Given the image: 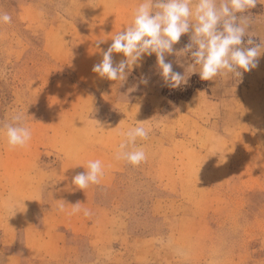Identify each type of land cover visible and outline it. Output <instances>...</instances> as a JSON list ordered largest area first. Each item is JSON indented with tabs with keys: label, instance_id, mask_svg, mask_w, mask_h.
Returning <instances> with one entry per match:
<instances>
[{
	"label": "rangeland",
	"instance_id": "obj_1",
	"mask_svg": "<svg viewBox=\"0 0 264 264\" xmlns=\"http://www.w3.org/2000/svg\"><path fill=\"white\" fill-rule=\"evenodd\" d=\"M98 1L38 0L40 19L27 25L20 15L24 1L0 0V14L11 16L10 23L0 24V125L12 123L21 114L20 123L32 134L40 132L41 143L48 145L49 120L63 118L69 102L74 101V107L97 129V123H113L119 117V110L105 101L126 103L121 96L145 101L148 90L154 89L165 99L159 100L164 101L162 109L153 113L148 104L144 107L148 136L158 132L157 120L178 114L182 119L168 123L163 132L166 149L160 157L167 164L160 169L163 180L156 179V170L148 173L144 161L137 166L126 162L110 190L87 189L99 206L93 225L117 227L109 244L98 249L88 239L65 231L66 248L55 256L41 257L37 264H264V53L257 67L242 72L240 78L202 81L193 74L178 89L164 85L155 55H145L138 73L131 72L118 89L103 95L82 80L73 66L55 64L47 54L57 45L80 53L81 42L70 34L90 33ZM247 14L253 18L251 39L256 44L264 42V0H258ZM58 19L62 24L55 29ZM190 36H182L174 49L189 43ZM87 48L95 52L96 41L89 40ZM166 60L183 73L176 57ZM142 75L148 78L147 85L140 84ZM98 81L104 85L102 78ZM137 84L138 90L129 93ZM194 97L196 101H188ZM62 125L56 123L60 131ZM148 136L137 140V146ZM60 161L56 149H48L42 154L41 169L49 171ZM57 181L46 183L48 200L34 208L37 225L44 209L64 208L69 197L81 192L72 183ZM33 263L22 256L20 264Z\"/></svg>",
	"mask_w": 264,
	"mask_h": 264
},
{
	"label": "crops",
	"instance_id": "obj_2",
	"mask_svg": "<svg viewBox=\"0 0 264 264\" xmlns=\"http://www.w3.org/2000/svg\"><path fill=\"white\" fill-rule=\"evenodd\" d=\"M22 1L25 5L20 15H24V22L30 25L34 19L33 22L36 23L35 20L40 19L42 6L37 4L38 0ZM138 3L139 0H99L92 10L90 33L70 34L71 38L74 36L81 42L80 53H74V50L68 49L67 45L62 49L57 45L54 51L47 53L48 57L55 64L64 63L73 66V71L82 80L90 87L102 90L103 95L118 89L120 84L105 78H102L104 85H100L98 80L101 78L92 71V68L102 61L103 51H106L104 47H110L108 43H112V36L128 26ZM61 24L62 22L58 19L53 27L57 29ZM73 29L76 30V26ZM70 37L66 32V38L70 40ZM93 38L98 48L95 52H90L87 48L88 41H94ZM101 40L103 42H100ZM123 59L122 54L113 53L114 64H118ZM139 71L140 68L137 66L132 72ZM158 91L157 89L148 90L145 101L136 99L128 101V105L117 101H105L106 105H113L119 110V117L113 123H97L95 125L98 126L97 129H93L94 125H91L90 118L83 117L86 116L84 112H79L77 106L74 107V101L69 102L67 114L63 118L49 120V146L41 143L40 132L36 134L34 132L26 147L11 149L6 137L0 132V219L5 218L0 220L1 264H20L23 255L34 261L33 264H37L43 256L57 255L66 248L65 231L79 239H88L89 244L98 249L109 244L117 227L116 225H93V221L98 216L95 213H99V206L94 205L93 193L87 189L108 188L114 184V177L125 171L126 161L117 159L119 145L124 140L123 133L137 126L136 122L145 124L142 113L146 104L150 106L152 113L162 109L164 101L159 100L165 99V96ZM195 99L197 100L194 97L188 101H196ZM149 116L151 115L148 114V118ZM181 119L182 115L178 114L172 119L157 120L154 124L159 125L158 132L149 134L148 141H144L139 146L143 147L146 153L145 169L148 173L156 170L157 180H163L160 169L167 166L160 157L166 149L162 146L163 132L170 127L168 123H175ZM150 121L152 123L154 120L151 118ZM57 122L63 123V130L60 131L57 128ZM53 148L56 149L61 161L49 171H44L40 163L42 154ZM90 160L101 161L103 176L100 182L89 185L86 189L80 190V193L76 192L73 197L68 196L69 199L67 197L64 208L44 209L41 214V223L37 225L34 221V208L44 206L48 200L45 192L47 182L57 179V183H72L77 174L87 170V163ZM77 203L81 204L80 211L73 212L71 206Z\"/></svg>",
	"mask_w": 264,
	"mask_h": 264
},
{
	"label": "clouds",
	"instance_id": "obj_3",
	"mask_svg": "<svg viewBox=\"0 0 264 264\" xmlns=\"http://www.w3.org/2000/svg\"><path fill=\"white\" fill-rule=\"evenodd\" d=\"M257 3L258 0H139L130 23L112 36L110 47L103 51L102 61L94 65L92 71L119 85L139 66L142 57L154 54L164 85L172 89L186 86L193 74H198L202 81L230 76L240 78L242 72L257 67L258 59L264 53V42L256 44L251 39L254 36L250 32L253 18L247 14ZM10 22V15L0 14V24ZM188 33H191L189 43L175 50L173 46ZM246 36L249 37L247 41L244 40ZM113 53L122 54L124 59L114 64ZM167 56L176 57L175 63L184 69L183 73L174 70L173 62L167 61ZM147 83L148 78L142 75L140 84ZM138 88L139 84L133 85L128 92ZM120 98L128 105L125 97ZM22 120L23 116L17 114L12 123L0 125V132L11 149L26 147L31 140V129L20 123ZM136 124L123 133L124 140L117 153V159L132 166L146 159L137 140L146 139L149 132L143 126L144 122ZM102 176L101 161L90 160L87 170L77 174L72 184L83 190L98 184ZM80 205L71 206L73 212L80 211Z\"/></svg>",
	"mask_w": 264,
	"mask_h": 264
},
{
	"label": "trees",
	"instance_id": "obj_4",
	"mask_svg": "<svg viewBox=\"0 0 264 264\" xmlns=\"http://www.w3.org/2000/svg\"><path fill=\"white\" fill-rule=\"evenodd\" d=\"M106 190H110V189H108V188H106ZM156 197H154V199H155ZM149 219L153 222V218L151 217V216H149Z\"/></svg>",
	"mask_w": 264,
	"mask_h": 264
}]
</instances>
